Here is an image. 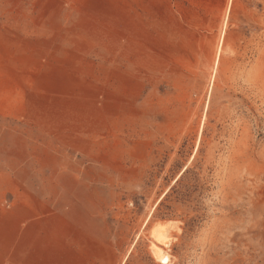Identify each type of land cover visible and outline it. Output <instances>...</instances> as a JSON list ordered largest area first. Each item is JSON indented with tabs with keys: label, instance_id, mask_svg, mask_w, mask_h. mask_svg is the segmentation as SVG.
<instances>
[{
	"label": "rangeland",
	"instance_id": "obj_1",
	"mask_svg": "<svg viewBox=\"0 0 264 264\" xmlns=\"http://www.w3.org/2000/svg\"><path fill=\"white\" fill-rule=\"evenodd\" d=\"M21 188L104 206L133 264H264V0H0Z\"/></svg>",
	"mask_w": 264,
	"mask_h": 264
},
{
	"label": "crops",
	"instance_id": "obj_2",
	"mask_svg": "<svg viewBox=\"0 0 264 264\" xmlns=\"http://www.w3.org/2000/svg\"><path fill=\"white\" fill-rule=\"evenodd\" d=\"M51 192L3 191L0 264H133L104 206L54 203Z\"/></svg>",
	"mask_w": 264,
	"mask_h": 264
},
{
	"label": "bare ground",
	"instance_id": "obj_3",
	"mask_svg": "<svg viewBox=\"0 0 264 264\" xmlns=\"http://www.w3.org/2000/svg\"><path fill=\"white\" fill-rule=\"evenodd\" d=\"M219 52H220V45L218 46V53ZM217 57H216L215 63H214V70H215V68H216V66L218 64V58ZM214 70H213V73H212V78H213L214 73H215ZM157 228L158 229H156L155 231H153V234H152L153 237H154V239H155V241H157V243L156 242L153 243V254H154V256L159 261H165L168 256L166 257V251H165V249H163L162 247H160L159 244L167 245V243L169 241H167L166 238H168V237L164 234V232H162V230L159 227H157Z\"/></svg>",
	"mask_w": 264,
	"mask_h": 264
}]
</instances>
